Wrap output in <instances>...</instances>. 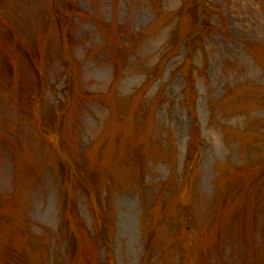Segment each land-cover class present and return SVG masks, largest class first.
<instances>
[{"label": "rangeland", "instance_id": "1", "mask_svg": "<svg viewBox=\"0 0 264 264\" xmlns=\"http://www.w3.org/2000/svg\"><path fill=\"white\" fill-rule=\"evenodd\" d=\"M52 1L0 0V264H264V0H205L191 71L199 0H67V39ZM61 150L96 169L107 255L69 245L70 195L92 236L93 208Z\"/></svg>", "mask_w": 264, "mask_h": 264}, {"label": "trees", "instance_id": "2", "mask_svg": "<svg viewBox=\"0 0 264 264\" xmlns=\"http://www.w3.org/2000/svg\"><path fill=\"white\" fill-rule=\"evenodd\" d=\"M193 1V0H191ZM62 2H64L63 5V9L62 11H57L56 9V1L53 0L52 1V6H53V11H54V16L58 21L59 26L61 24H66L67 22V17L69 18V11L71 8L67 7V0H63ZM186 2H188V0H186ZM185 8H186V3L184 4ZM197 6L198 11L195 15V18H193L192 21V27L188 30V32L186 33L184 39H183V48H184V53L187 54L185 61L188 62L189 68L188 70L191 71L192 66H190L191 64L190 62V58H191V54L198 48H200V45H202L205 41V36L207 35V33L210 32V23H208V20H206L207 15H206V9L207 6L205 5V0H199L197 2H193V7ZM187 10V9H186ZM60 12V13H59ZM185 13V10L182 8L179 11H177V14H182ZM61 29L64 32V36L65 38H72L71 35H69V31L65 32V29L63 30V25H61ZM9 32H7L6 34H8ZM11 33V32H10ZM11 35L13 36V34L11 33ZM27 60H29L28 62H30V56L29 54L26 52L25 53ZM196 63V61H195ZM8 67H9V71L11 73L12 71V67H11V63L8 62ZM36 71V70H35ZM182 72V71H181ZM184 75L187 77L190 76V73H184ZM186 88V87H185ZM192 94L188 93V104H190L192 106L193 103V98H192ZM187 105V104H186ZM188 107V112L190 115V130L192 132H190V137L192 138V141L194 143V147H197L198 145V136H196V132L198 130V126L196 123V115H195V107L193 105V107L191 108L189 105H187ZM196 129V130H195ZM195 130V131H194ZM194 131V132H193ZM79 153V152H78ZM55 155H57V167L60 169V173L62 175L63 178H66V181H71L72 184L75 186H78L81 191L85 192L88 196L89 201L92 202V226H93V230L95 235H90L88 232L89 230H85L84 227V223L82 222V220L78 217V212L75 208V202L71 197V204H73V207L76 211L77 214V229L79 231H74L72 230L70 234L71 236L69 238L72 237V241L69 244L70 246L73 247L74 250V255H77L80 251L79 247L80 245H83V243L86 241L89 246H94L95 244L97 246H105L106 247V255H107V250L110 244V238L108 236V230H107V226L108 224V220L107 217L105 215L104 217V211H103V206L100 205L101 200H100V196L102 197V195H100L98 193V177H97V173H96V169H92L89 167L88 164V159L87 156L84 154V156H78L79 159L76 160V158L71 159L70 157H66V155L64 154V150H61V152L59 151H55ZM87 166L89 167V170H87ZM245 173V172H244ZM248 174V173H247ZM247 174L242 175L240 173V175L237 176H245ZM263 178L264 177V167H262L261 169L257 170L254 173L253 178L250 180V184H252L253 182H255L256 178ZM260 178V179H261ZM246 187L242 186V188L240 189V192H242ZM69 195V194H68ZM233 200V198L231 199V201ZM93 220L95 222H93ZM151 226V225H150ZM241 226V225H240ZM186 230L190 231V226L186 225ZM75 236H77L75 238ZM1 242V240H0ZM147 243H149V239L146 241ZM86 246V245H84ZM88 246V245H87ZM86 246V247H87ZM0 247L1 243H0ZM8 256V255H7ZM192 264V263H190Z\"/></svg>", "mask_w": 264, "mask_h": 264}]
</instances>
